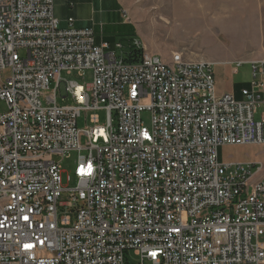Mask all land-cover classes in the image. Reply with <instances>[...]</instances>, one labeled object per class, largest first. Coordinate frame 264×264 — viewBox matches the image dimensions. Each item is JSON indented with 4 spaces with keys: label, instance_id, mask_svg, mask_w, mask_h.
Instances as JSON below:
<instances>
[{
    "label": "built area",
    "instance_id": "1",
    "mask_svg": "<svg viewBox=\"0 0 264 264\" xmlns=\"http://www.w3.org/2000/svg\"><path fill=\"white\" fill-rule=\"evenodd\" d=\"M54 2L0 0V264H264V163L220 157L264 145V57L223 62L251 66L239 100L215 62L139 38L126 61Z\"/></svg>",
    "mask_w": 264,
    "mask_h": 264
},
{
    "label": "rangeland",
    "instance_id": "2",
    "mask_svg": "<svg viewBox=\"0 0 264 264\" xmlns=\"http://www.w3.org/2000/svg\"><path fill=\"white\" fill-rule=\"evenodd\" d=\"M77 1L86 3L84 19L92 25H101L104 35L115 39L113 45L118 42L122 44L117 54L124 55L126 61H129L136 38L142 39L150 52L164 59H168L174 51H184L189 57L213 61L216 63L214 69L218 91H233L239 100L243 99L242 88L248 86L252 79L251 66L244 63L233 71L235 64L223 62L264 57V0ZM220 70L223 71L222 76ZM62 77L88 84L93 80V72L86 70L82 75L78 71L72 74L63 72ZM54 87L52 82L48 93L53 92ZM58 103L71 104L73 100L70 97L63 100L58 94ZM6 111V103L0 99V113ZM100 116L101 123H104L105 113L100 112ZM142 117L145 125L151 127L150 113L144 112ZM85 118V113L78 118L79 128L90 125ZM76 157L77 153L73 152L61 162L64 187H75L77 184L74 175ZM220 157L233 162L264 161V145L224 146L220 148ZM63 198L67 200L68 193ZM129 259L132 262L138 260L133 254L129 255Z\"/></svg>",
    "mask_w": 264,
    "mask_h": 264
},
{
    "label": "crops",
    "instance_id": "3",
    "mask_svg": "<svg viewBox=\"0 0 264 264\" xmlns=\"http://www.w3.org/2000/svg\"><path fill=\"white\" fill-rule=\"evenodd\" d=\"M90 3V2H89ZM87 3V4H89ZM86 6V3L84 2H78L77 0H55L54 2V14L55 16L60 20L62 25H67V20L69 18H73L74 25L77 28H92L95 35V41L97 44H101L102 42H109L112 47H114L115 39H111L109 36L104 35L103 31H101V25L98 26L96 23L95 25H92L90 21H87V19H84L83 16V8ZM125 13V11H124ZM100 27V28H99ZM140 39V38H139ZM115 44H119L115 43ZM147 45V44H146ZM233 71L234 68H233ZM223 71L220 70V76H222ZM219 93H224L228 91L220 90ZM233 92V91H229ZM252 162H263L261 159L257 160H247Z\"/></svg>",
    "mask_w": 264,
    "mask_h": 264
},
{
    "label": "trees",
    "instance_id": "4",
    "mask_svg": "<svg viewBox=\"0 0 264 264\" xmlns=\"http://www.w3.org/2000/svg\"><path fill=\"white\" fill-rule=\"evenodd\" d=\"M134 47V46H133ZM141 50L136 49L135 47L130 51L128 60L129 61H136L139 59V56L141 55Z\"/></svg>",
    "mask_w": 264,
    "mask_h": 264
}]
</instances>
